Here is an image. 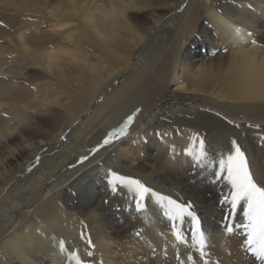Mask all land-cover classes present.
Segmentation results:
<instances>
[{
    "label": "bare ground",
    "instance_id": "6f19581e",
    "mask_svg": "<svg viewBox=\"0 0 264 264\" xmlns=\"http://www.w3.org/2000/svg\"><path fill=\"white\" fill-rule=\"evenodd\" d=\"M139 1L157 8H150L149 16L133 17L130 11L142 7L137 0H0V178L7 177L9 165L21 159L34 163L38 156L39 161L49 163L62 157L66 172L74 170L78 164L85 166L88 172L82 178L95 169L103 171L105 182L101 190L105 194L112 192L110 172L116 171L139 179L163 195L180 202H191L201 220L202 230L209 237L206 250L210 253V264H249L251 261L245 258L243 241L235 240L224 231L225 224H229L225 217L233 211L230 205L220 201L229 195L231 185L225 177L214 175L218 167H211L208 174L213 175L209 183L198 188L194 183L165 177L167 174L153 171L154 176L143 174L141 168L144 166L139 162L131 166L135 154L141 151L136 144L155 128L160 107L148 114L137 132L125 142L130 148H122L120 152L102 151L91 162H80V157L90 154L95 147L91 144L103 134L105 122L123 110L125 99L134 92L144 96L155 81V73L158 79L166 76L168 69L165 66L161 69L162 75L154 71L159 61L170 64L174 58L170 92L175 99L184 93H206L208 83L220 76L224 78V87L211 89L216 97L235 102L264 99V42L259 38L264 32V0H228L224 5L218 0H203L212 19L210 30L213 34L209 35L210 30L206 32L212 40L200 38L199 42L190 45L186 44V31L192 16V0ZM74 23H77L75 28ZM177 36L180 50L175 57L173 54L167 57L166 51ZM201 46L208 50L207 57L202 53V57L197 55L196 48ZM223 48L225 51L222 52ZM216 51L221 52L216 54ZM28 67H33L31 74L36 75L22 72ZM47 72H51V80L45 77L39 80L42 88L38 89L34 77ZM16 81L22 90L15 89ZM60 104L66 107V114L51 110ZM32 108L50 113V121L48 118L44 120L45 127L40 128L31 121L28 110ZM168 109L172 116H177L183 107L172 103L165 111ZM204 111L230 122L215 109L206 108ZM37 124H41V119ZM225 131L221 130L219 135L206 134L207 137L195 128L187 127L176 132L167 143H162L167 149V165L179 170L194 165L185 152L191 146L194 134L204 139L211 156L223 142ZM11 132L16 135L9 137ZM257 147L249 165L257 182L264 186L262 141ZM223 150L228 152L227 148ZM119 155L131 163L122 166ZM111 156L114 161L110 159L95 166ZM90 163H95V167L91 168ZM25 169L17 174L21 175ZM35 174L33 176L37 177ZM2 178L0 199L4 200L5 194L17 182L12 181L14 176L6 182H2ZM36 180L33 179V183ZM55 183L50 181L47 188L43 187L29 199L28 193H24L20 196L26 198L25 201L15 198L1 209L7 239L0 240V264H75L74 260L68 259V251L93 264H193V261L203 264L193 246L188 218L182 226L187 243H182L175 239L170 230L171 222L163 216L153 198L145 201L147 211L137 213L132 205L118 215V212L107 210L106 201L102 204L104 199L99 196L88 205L82 202L81 213L76 214L73 208L78 207L70 203L64 201L67 209L61 208L62 195L51 188ZM117 193L124 196L125 203H134L135 197L126 187L119 186ZM121 203L115 198V204ZM79 216L82 219H75ZM122 220L127 222L125 227L132 226L129 228L131 236L123 239L117 235L122 233L121 226H114ZM70 224L80 228L74 226L72 231ZM87 226L93 228L91 240L96 244L89 259L85 255L89 250H85L79 236L80 230ZM137 232L141 235L137 236ZM61 241L67 251L61 250ZM188 256L193 260H188Z\"/></svg>",
    "mask_w": 264,
    "mask_h": 264
},
{
    "label": "rangeland",
    "instance_id": "374dc122",
    "mask_svg": "<svg viewBox=\"0 0 264 264\" xmlns=\"http://www.w3.org/2000/svg\"><path fill=\"white\" fill-rule=\"evenodd\" d=\"M179 1L187 2L188 0H179ZM218 1L223 5L227 4L228 2V0H218ZM137 3L141 5L142 7L140 9L134 8L130 11L133 17H137L139 15L149 16L148 12L152 11V9L150 8L156 7L155 5L151 6L144 2H140L139 0H137ZM192 3H193L192 4L193 10L191 9V12H192L191 21H189L190 23L189 28H187V31H186V44L187 45H190L192 42H199L200 38L205 41L209 39L212 40V38H209L206 33V32H209L208 30H210L213 26V24L211 23L212 19L209 16V7L205 6L203 0H192ZM4 6H9V4H4ZM160 8L161 6L158 7V9ZM73 26L75 28L77 26V23H74ZM212 34L213 33L210 30L209 35H212ZM259 38L261 39V41L264 42V32L261 34ZM178 39H179L178 36L175 37L173 40V43L168 47L167 49L168 51H166L167 57H170L172 54L175 57L178 54V51L180 50L177 44ZM144 44H145V41H144ZM196 51H198L197 55L199 57L202 54H205L206 57L208 56V50L205 48H202V46L199 48H196ZM221 51L223 52L225 51V49L223 48V50ZM221 51H216V54H219ZM222 54L224 55L226 53H222ZM173 59L174 58L171 59L172 62L170 64L167 63L166 61L162 63L161 61H159V63L155 65L154 71L158 72L160 75L164 74L163 70L161 69L164 66L167 67L168 73L166 74V76L163 75V78H162L159 75L160 79H158L156 78L155 76L156 73H155L153 75L155 77V81L149 85V89L144 96L136 95L134 92L133 94L129 96V98L127 97L125 101L122 103V105L124 106L123 110L118 111L119 114L116 117L112 116L111 119L105 122L106 124L103 125V129H102L103 134L99 138H96V140L91 145L93 147L95 145L94 148H97V143H99L100 140L101 142L99 144L102 143L104 138L107 136L106 135L107 132L109 133L112 129L118 128L119 126H121L129 115H131L133 112H136V110L139 109L140 111L136 115L134 122L130 125L128 129V134L126 136L121 137L119 140H115L113 143L109 145H105L104 147L100 148L99 151H97L95 154H92V152H90V154H86L89 157L88 160H85L86 162H91L92 160H94V158L102 151L103 152L104 151L120 152L122 148H126V147L130 148V145L126 144L125 142L131 139V137L137 132L138 126L141 124V122H143L146 116L150 114L152 111H154L156 107L157 108L160 107L159 109L161 110L158 111V114L156 115L157 120L155 121L156 122L155 128L145 134V138L141 143L136 144V146L141 147V151L135 154L136 159L134 162L131 163V160H128L122 157L121 155H119L120 159L122 160L121 162L122 166H125V165L128 166L130 163L132 164L131 166H135V165H138V162H139L143 164L144 166L143 168H141V172L143 174L154 176L153 173H151L153 171L154 173H159V174L162 173L165 175L167 174L165 177H168V178L179 179L181 181L184 180L185 183L191 182L190 183L191 185H193L192 183H194L198 186V188L200 186H206L209 183L213 175L212 173L208 174L209 172H211V167L210 168L209 167L198 168V167H195L194 165L193 166L186 165L184 166L183 169L179 170V169L171 168L167 165V161L165 158L166 157L165 153L167 149L165 146L162 145V143H167L169 139L173 138V135L176 132L180 133L181 130H184V128H187V127L189 129L195 128V129L200 130L204 134V136H206V134L207 136H210V134L219 135L221 130L223 129L226 130L225 133L222 135L223 142L221 143L223 144L220 143L217 151H212L213 154L211 155V157L213 159L218 160L221 155H227L229 152V148H231L232 140H236V142L241 145V148L246 153L248 161H250L251 158L254 157L255 155L254 152L258 148L257 147L258 143L262 141V144L264 145V129L263 131L260 130V128L264 127L263 125L264 124V99L253 100V101L252 100H239L238 102H235L233 100L220 99L216 97L211 92V89L219 90L224 87V81H223L224 78H222L223 76H220L219 78L212 80L211 82L208 83L207 90H209V92H207L206 90V93L202 95L201 94L198 95L195 93L194 94L184 93V94L178 95V98L175 99L174 96H172L170 92V87L172 86L171 85L172 84L171 75L174 72ZM159 64L160 66H158ZM159 67L160 69H157ZM32 69L33 67H30V68L28 67V68L23 69L22 72L24 74L28 73L31 76L36 75V74H31ZM23 73H22V76L24 77ZM44 77L51 80L52 78L51 72H47L45 73V75H38L37 77H34L33 81L38 89L42 88V84L39 82V80H42ZM25 79H28V78L26 77ZM19 85L20 83L16 81L15 89L18 91L22 90V88H20ZM64 102H66L65 99H64ZM172 103H176V105L183 107V109L179 111L180 114L177 116L175 115L172 116L171 114L172 112H169L170 109L165 111V109L169 107ZM13 106L19 107L16 105H13ZM206 108H212V109H215V111H217L218 113L220 112V114H224L226 118H229L228 120H230V122H226L224 121L223 118L220 119V117L219 118L216 117V115H213V114L211 115L209 113L210 111L209 112L204 111L206 110ZM51 110H54L57 114H66V107L63 106L62 104L55 105ZM28 112L31 115V121H33L40 128L45 127L44 120L46 121V118H48V120L50 121V118L48 117L50 115L49 112H42L36 109L33 110V108L29 109ZM168 113L171 115L169 116ZM40 119H41V124H37V122ZM230 123H232V126H228V124ZM238 124H240L241 127L238 126ZM256 125H259V127H255ZM47 129L50 130L51 128H47ZM242 130L243 132L241 133ZM15 135L16 133L11 132L9 137H13ZM45 145L46 144L44 143L43 146ZM91 145H90V148L92 149L93 147ZM0 146H2V144H0ZM221 147H223V149L227 148L228 152L223 150ZM110 159H111V162L115 160V158L111 156L110 158H107L106 160L100 163L98 162L96 165L95 163H90L91 164L90 167L93 168L97 166L98 164L109 162ZM26 160L21 159V161L16 162L12 166L9 165L10 170L8 169V171L6 172L7 177H3L4 179L1 177L2 178L1 181L6 182L9 177H10L9 180H11V178L14 176V178H12V181L17 182V184L14 185L13 189L10 192H7L5 194L6 198H4V200L0 199V211L5 205L7 204L9 205L12 202V200L15 198L18 200L21 199L25 201L26 198L20 196V195H23L24 193H28L27 199H29V197L31 198L34 194L39 192L43 187L47 188L50 181H52L53 183L56 182L55 184H52L53 187L51 186V188H53L54 191L56 190V192H60V195H62L61 200H60V202L62 203V204L60 203L61 208L65 210L67 209V207L64 204V201L67 203H70L73 206L78 207V208H73V211L76 214L81 213L80 209H81L82 202H84L85 205H88L89 203L97 199L96 197H99V196H102L104 199L102 204H104V202L106 201L107 207L109 208L107 210H111V212L113 213L118 212V215L120 214V212L121 214H123L122 210L125 211V209L128 208L129 206H132V205L134 206V203H131V204H128L127 202L125 203L124 202L125 198L124 196H122V194L121 195H118V193L114 194L111 191H107L105 194L103 193L101 189L104 188L105 177L103 175L104 174L103 171L101 170L98 171L95 169L91 171L89 175L82 178L81 176L85 175L88 172L85 166L78 164L76 168H74V170L66 172L65 167H63L65 161H64V158L62 157L59 160L56 159V161L53 160V161H50L49 163L48 162L45 163L44 160L39 161V163H37L36 161L33 163L29 160L28 161ZM69 162L71 163L73 161L69 160ZM28 163H30L31 165ZM40 164L42 166H40ZM23 168L24 169L26 168L27 170L25 169V172L27 171L28 173L26 172L27 173L26 174L25 172H21V175L17 174V172L19 173V171H23ZM28 168L31 170H29ZM33 173L34 174L37 173L38 176L37 177L33 176ZM35 178L37 180L35 183H33V179L35 180ZM27 181H28L27 185L22 186L23 183ZM90 181H93V182L90 183ZM169 181L171 184L170 179ZM83 188H86V189L88 188L91 190H87L88 191L87 193V191H85ZM20 197H22L23 199ZM115 198H118L119 201L122 203L115 204ZM241 203H243L244 205L240 204L236 207V209L233 211V214L231 215V218L229 219V224L232 225L235 229L234 233L230 234V237H234L235 240L243 241L245 239V236L241 234L242 229L239 228V225L246 222V219L244 217V211L246 210L247 205L246 203H244V201H241ZM237 217L240 219H238ZM77 218L82 219L81 216L76 217L75 219ZM123 220L120 223L114 225L115 227L121 226V229H123L122 233H117V235H120L122 239L125 238L124 236H128V237L131 236L130 232H132V231H129V228H132V226L125 227L127 222H124ZM113 223H116V222L114 221ZM4 225L5 224L3 220L1 219V212H0V240L2 241H5L7 239L4 237L6 234L5 229H3ZM70 225L72 227V231H74L75 228L73 227L76 225L74 224H70ZM76 227L80 228L79 226H76ZM92 229L93 228H91L90 226H87L86 228H82L80 230L79 236H81V233L83 232L86 234V236L91 237ZM80 241L85 245V250L94 252L93 250L94 248L90 247L91 245L87 244L86 238L82 237V240ZM92 243L96 245L94 241H92ZM244 252H245L244 255L247 256L245 258L251 261L249 262V264H261V262L258 261V259L252 253L248 252L246 249ZM89 258L91 257H87L86 259H89ZM253 260H256V261H253Z\"/></svg>",
    "mask_w": 264,
    "mask_h": 264
},
{
    "label": "snow or ice",
    "instance_id": "6c2138e0",
    "mask_svg": "<svg viewBox=\"0 0 264 264\" xmlns=\"http://www.w3.org/2000/svg\"><path fill=\"white\" fill-rule=\"evenodd\" d=\"M255 43V41H252ZM140 110L137 109L127 117L121 126L112 129L104 138L101 144L91 150L92 154L99 151L105 145L113 143L115 140L120 139L128 134L130 125L134 122L136 115ZM6 115V113H5ZM255 127H259L256 125ZM192 144L185 149L188 156L191 157L195 167H218V171L214 173L218 178L225 177L227 182L231 185V191L228 196H224L220 201L222 204L230 205L232 211L240 204L241 201L246 202V210L244 211L245 223L239 225L242 229V235L246 238L243 240L242 247L248 252L252 253L260 262L264 264V186H261L250 168L248 158L241 145L236 140L231 141V148L227 155H221L218 160L213 159L206 149L205 141L198 134L191 137ZM39 157H36V162L39 163ZM89 157H80V162L88 160ZM31 170V169H29ZM109 186L115 194L119 186H124L135 197L134 209L137 213L147 211L146 199L153 198L156 205L163 211V216L171 222V232L177 241L187 243V237L183 231L182 226L188 218L192 226L191 239L193 246L199 253L203 264H210V253L206 250L209 244V237L205 231L202 230V223L199 216L193 210L191 202H180L178 199H173L170 196L163 195L156 192L151 187L142 183L139 179L126 177L120 175L116 171L110 172ZM225 217L227 221L231 217ZM224 231L226 233H234L235 229L230 224H225ZM137 236L141 235L140 232L136 233ZM81 236L86 238L87 244L95 248L92 243L91 237L81 233ZM62 251H67L64 247V242H60ZM87 257H92L93 252L87 251ZM67 257L74 260L75 264H93L90 260L82 259L76 253L68 251ZM188 260H193L192 256L187 257ZM102 264V262H101ZM183 264V262H182ZM195 264V261H193Z\"/></svg>",
    "mask_w": 264,
    "mask_h": 264
},
{
    "label": "built area",
    "instance_id": "2783aa9c",
    "mask_svg": "<svg viewBox=\"0 0 264 264\" xmlns=\"http://www.w3.org/2000/svg\"><path fill=\"white\" fill-rule=\"evenodd\" d=\"M161 106V105H160Z\"/></svg>",
    "mask_w": 264,
    "mask_h": 264
}]
</instances>
